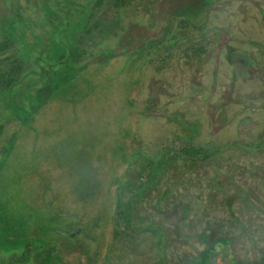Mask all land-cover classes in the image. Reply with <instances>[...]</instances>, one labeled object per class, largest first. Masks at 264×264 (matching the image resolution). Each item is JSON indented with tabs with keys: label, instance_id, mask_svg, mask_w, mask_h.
I'll list each match as a JSON object with an SVG mask.
<instances>
[{
	"label": "flooded vegetation",
	"instance_id": "flooded-vegetation-1",
	"mask_svg": "<svg viewBox=\"0 0 264 264\" xmlns=\"http://www.w3.org/2000/svg\"><path fill=\"white\" fill-rule=\"evenodd\" d=\"M12 1L23 15L21 44L31 52L45 55L46 60L51 59V36L65 34V27L79 18L85 19L86 26L70 47V54L76 51L80 59L67 68L84 73L92 66L84 63V57L88 60L95 47L101 51V39L92 48L89 42H85L86 47L83 45L84 37L90 35L89 0H11V7ZM100 15L101 10L98 18ZM131 21L129 54H136L138 64L137 22ZM150 22L148 58L166 51L164 44L174 32L168 36L164 18L157 21V30ZM203 25L204 22L196 27L204 30ZM225 32L228 47L233 37ZM217 34L210 39V51L217 44ZM236 54L247 56L239 50ZM245 56H240L244 66L248 63ZM238 59L232 58L231 65L238 66ZM51 64L42 63L39 68L51 73L58 70L56 64ZM75 76L55 80L57 85L51 94L41 93V104L30 111L28 120L18 122V127H9L6 117L3 121L0 153L5 174L0 192V264H264V161L219 159L218 146L198 141V122H186L184 113L177 108L169 110V106L185 99L181 87L154 76L147 83L139 113L147 119L158 118L155 115L165 118V123L172 125L173 136L145 142L134 127L124 126L125 122L102 133L99 140L83 139L85 150L71 156L67 164L61 163L66 175L58 177V172L51 169L52 175L40 177L34 188L24 185L23 191L13 192V185V190L9 189L8 172L22 170L20 161L11 154L15 143L22 136L27 139V133L38 140L37 129H51H35L32 123L57 98L71 93L80 80ZM47 81L38 79L37 92ZM188 86L189 97L194 101L207 91L198 76L189 79ZM213 90L211 84L205 101L210 134L231 119H225L223 111L230 103L231 84L215 104ZM73 98L75 102L78 96ZM44 116L51 118L50 114ZM12 132L14 137L10 138ZM54 135L59 136L57 132ZM5 143L8 145L4 149ZM211 163L215 165L212 167ZM209 166L210 172L202 174L203 168ZM75 181L82 183L79 189L75 188ZM74 203H78L77 208ZM74 252L81 257V263L65 258V254Z\"/></svg>",
	"mask_w": 264,
	"mask_h": 264
},
{
	"label": "rangeland",
	"instance_id": "rangeland-1",
	"mask_svg": "<svg viewBox=\"0 0 264 264\" xmlns=\"http://www.w3.org/2000/svg\"><path fill=\"white\" fill-rule=\"evenodd\" d=\"M168 3L169 0H126L124 5H118L113 1L102 9L103 14L98 20L105 35L98 36V33L93 32L83 40L84 47L87 46L85 42H89L92 48L99 45L101 39V51L95 47L94 54H91L88 60L84 57V63L92 64L87 71L80 73V70H74L76 73L74 78L80 80L71 93L57 98L40 116L35 117L32 123L35 129L51 128L48 131L43 128L37 129L39 142L31 146L38 140L31 138L27 133L25 134L27 139L22 136L21 141L15 143L11 154L20 161L22 170L18 168L17 173L8 172L9 189H14L13 192L23 191L24 185L34 188L38 183L35 181L40 177L52 175L51 169L58 172V177L66 175L67 170H61V163L67 164L71 156H77L85 150L82 146L83 139L87 140L90 137L99 140L102 133L117 128L125 122L127 123L124 126L134 127L145 142H157L161 138L173 136L172 125L166 124L165 118L155 115L158 118L147 119L146 115L139 113L147 94V83L153 76L163 82L169 81L175 87H181L185 99L180 104L169 106V110L177 108L184 113L186 122H198L200 126L198 141L206 146H218L221 153L218 151L219 159L247 160L253 163L264 161V0H177L172 5V13L176 18L193 22L203 21L205 24L203 31L197 28L177 30L178 37L186 36L181 39V44L196 46L200 43L199 45L205 46L206 50L210 49L212 47L210 39H213L212 36L217 34L219 28H223L233 37L230 46L234 50L228 52L225 48H221L214 59L212 55L209 57L202 55L198 58L199 55L193 54L192 49L184 53L174 48L171 57L166 50L136 64V54L127 53L126 48L129 47L130 42L128 32L132 27L131 20H136L137 26L138 24L147 26L149 16L158 14L159 11L161 15H167L165 12ZM201 4L214 7L209 11L204 8L202 12ZM100 10L101 8L97 11ZM207 11L208 14L206 16L203 14L204 17L201 19L202 13ZM115 18L117 21L114 25ZM77 21L65 27V34L51 36L48 54L49 58H53L57 63L63 59H65L63 62L68 61L70 47L87 24L83 18ZM158 24L161 28L162 24L160 22ZM90 26L91 24L89 28ZM202 34L206 36L203 40L198 37ZM236 50L247 55H240L248 59L246 66L242 64L244 60L240 59L238 54L235 55ZM112 51H120L121 55L115 57ZM233 54L235 56L231 57ZM232 58L234 60L239 58L238 66L231 65ZM198 60H200V70L197 76L202 86L207 87V91H203L194 101L189 97L188 80L192 74L190 66L196 65ZM25 83L29 85L32 81ZM211 84L214 85L212 94L214 104L218 97L224 95L225 87L231 84L230 103L223 110L225 119H231L223 127L218 128L215 134H210L205 115L206 95L210 92ZM72 96H78L75 102ZM5 99L6 96L2 95L0 101ZM7 104L11 106V103ZM1 112L5 113L0 108ZM46 114H50L51 118L45 117ZM15 123L13 119L9 127L12 128ZM44 123L46 124L43 125ZM55 132L59 136H55ZM1 144L0 138V150ZM6 145L7 143L3 145L4 149ZM35 149L39 150L36 152ZM1 156L2 152L0 153V192L3 190L5 174L1 165ZM210 165L213 167L215 164ZM212 167H204L202 174L209 173ZM75 173L81 174L77 170ZM76 174H74L75 179H77ZM81 184L80 181H75V188ZM13 185L16 188L12 189ZM261 195L264 197V188ZM76 196L79 197L78 194ZM77 204L74 203L75 208L78 207ZM65 258L75 263L82 262L76 252L65 254Z\"/></svg>",
	"mask_w": 264,
	"mask_h": 264
},
{
	"label": "trees",
	"instance_id": "trees-1",
	"mask_svg": "<svg viewBox=\"0 0 264 264\" xmlns=\"http://www.w3.org/2000/svg\"><path fill=\"white\" fill-rule=\"evenodd\" d=\"M118 5H124L126 0H89L90 9H89V19L91 21V26L89 28L90 35L93 32L104 34L105 31L102 29V24L99 23L98 20V9L101 7V15L103 14L102 9H105L110 2H113ZM11 0H0V98L2 95L6 96L4 101H0V108L1 111L5 113H0V136H1V129L3 121L6 117V120H10L16 122L13 127H18V122H23L29 118L30 111H35L37 109V105L41 104L39 97L42 93V96L50 95L51 89L56 87L55 80H59L61 78H69L71 74H76L73 71L67 68L70 63L78 62L80 59L79 53L74 51L72 54H68V61L63 62L65 59L58 61L55 60H46L45 55L36 54V52H31L29 48L25 45H22L20 42V35L19 32L22 29V18L23 15L21 12L15 9V3L12 1L13 6H10ZM177 0H169L168 8L166 9L165 14L161 15L160 11L158 14H154L149 16L148 25H140L137 26V48L139 50L137 54V63L140 64L144 59H146L147 54H149L148 47L146 46L147 40L149 38V23L153 21V28L157 30L156 24L159 19L164 18V22L167 21L166 31L168 30V36L171 31H174L173 34L168 38L169 42L164 44V47L167 48L168 52L173 53V49L175 48L177 51L182 50L184 53L185 51L192 49V53L198 55H204L205 53L211 54L214 59H216L219 51L221 48H225L228 52L232 51V47H227V38L226 32L223 28L218 29L217 34V44L210 51V49L206 50V47L203 45L198 46H189L188 43L181 44V39H184L186 36H179L177 30L184 31L186 28L195 29L196 24H202V22H193L189 20H183L182 18H176L173 15V7L172 5L175 4ZM213 5H206L201 4L200 9L204 12V8L208 11L212 9ZM208 11L202 13L201 19L208 14ZM203 14H205L203 16ZM151 17V18H150ZM32 18V17H31ZM117 19L114 20V25ZM31 27L34 29V25L32 22ZM204 26V25H203ZM200 31L203 30V27L198 28ZM130 37V32H129ZM204 35H201L199 39L203 40ZM174 45V47H173ZM127 47V46H126ZM110 48V47H109ZM129 47H127V53H129ZM159 50L162 49V46L158 48ZM209 50V51H208ZM158 51V50H157ZM237 51V50H236ZM115 57L121 55L119 51H112ZM125 53V52H123ZM128 55V54H127ZM189 58V57H187ZM53 63L57 65L58 70L52 71V73L48 69H40L39 65L41 64ZM51 64V66L53 65ZM199 65V62L196 65H191L192 80L196 79L197 76H194L196 72V67ZM54 69V68H52ZM55 70V69H54ZM200 70V65H199ZM53 77V78H51ZM43 78L44 80H48V83H42L40 87L42 88L40 92H37L39 86L38 79ZM30 83L29 85H25L27 81ZM37 89V90H36ZM22 92V93H21ZM3 103L4 105H2ZM7 103H11V106ZM26 104V107L23 106ZM29 110V111H28ZM27 112V113H26ZM14 137V133L10 134V138ZM9 145L12 143V139L9 141ZM8 145V144H7Z\"/></svg>",
	"mask_w": 264,
	"mask_h": 264
}]
</instances>
